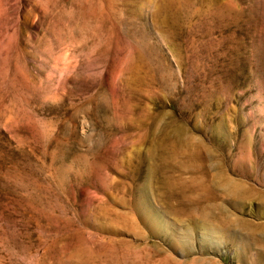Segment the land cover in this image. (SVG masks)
Here are the masks:
<instances>
[{
    "label": "rangeland",
    "instance_id": "374dc122",
    "mask_svg": "<svg viewBox=\"0 0 264 264\" xmlns=\"http://www.w3.org/2000/svg\"><path fill=\"white\" fill-rule=\"evenodd\" d=\"M0 264H264V0H0Z\"/></svg>",
    "mask_w": 264,
    "mask_h": 264
},
{
    "label": "bare ground",
    "instance_id": "6f19581e",
    "mask_svg": "<svg viewBox=\"0 0 264 264\" xmlns=\"http://www.w3.org/2000/svg\"><path fill=\"white\" fill-rule=\"evenodd\" d=\"M222 182H220L221 184ZM205 182H193L192 180L188 181H170L165 183L164 188L167 189V196L168 197H179L180 199L186 197L189 201L193 203H200V200H202L206 195L205 189H202V187H205L207 189V186ZM240 191L237 193L238 195L241 194ZM156 220V219H155ZM159 226H163V221L161 218L158 220ZM157 222V221H156ZM158 226V225H157ZM164 228L165 225H164Z\"/></svg>",
    "mask_w": 264,
    "mask_h": 264
}]
</instances>
